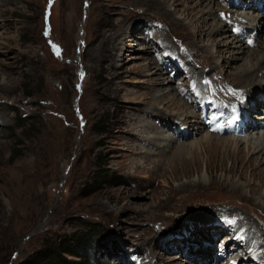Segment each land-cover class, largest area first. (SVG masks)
I'll list each match as a JSON object with an SVG mask.
<instances>
[{
    "label": "rangeland",
    "instance_id": "374dc122",
    "mask_svg": "<svg viewBox=\"0 0 264 264\" xmlns=\"http://www.w3.org/2000/svg\"><path fill=\"white\" fill-rule=\"evenodd\" d=\"M157 1L154 8L145 0H14L11 4L0 0V13L4 11L0 61L5 64L0 68V85L15 89L14 95H0V106L8 107L7 116L0 117L4 148L0 196L7 206L0 212V264H43L36 261L38 254L57 243L78 256L63 254V260L52 264H214L215 258L202 261L196 252L213 254L212 244L230 239L220 232L224 229L239 232L240 239L228 246L234 258L248 260L252 255L249 264H264V245L258 242L264 241V172L256 170L259 161L264 162V150L259 153L264 148V128L233 137L241 142L229 144L222 157H212L210 172L206 168L210 156L204 155L199 168L186 174L179 168L181 162L171 158L177 146L206 154L198 146L205 135L231 136L211 133L204 125L173 132L145 113L160 111L178 124L180 116H198V97L213 98L227 111L241 103L246 93L238 88V73L262 58L264 31L259 32L255 49L243 55L238 53L244 45L240 37L239 44H231L237 37L231 26L225 37L208 32L224 18L226 0H207L203 5L200 0ZM232 2L231 15L235 12L261 27L264 13L235 10L237 4ZM209 11L214 16L202 23ZM8 21L12 24L6 28ZM200 25L206 33L197 36ZM119 26L131 33L116 43L120 48L116 56L109 46L103 52L99 47L103 38L95 40ZM152 42L161 49L152 50ZM6 48L21 59L15 60ZM219 49H225L221 56L216 53ZM150 59L151 70L146 68ZM155 70L165 74L160 86L151 84L160 76L153 75ZM192 72L203 81L201 88ZM222 81L228 85L225 91L217 88ZM188 89L191 95L179 94ZM178 97L189 108L166 104L176 103ZM251 117L256 120L253 113ZM120 118L123 123L117 124ZM183 154L190 158L187 151ZM250 156L258 157L254 169L245 164ZM221 158L224 167L237 172L222 170ZM24 162L33 171L30 184L24 176H12L18 171L1 174L2 167L11 169ZM195 184L196 188H183ZM28 186L40 193L41 204L33 219L11 226L10 199L2 195L13 192L19 200ZM79 238L92 244L93 251L79 249ZM245 241L247 247H255L246 257Z\"/></svg>",
    "mask_w": 264,
    "mask_h": 264
},
{
    "label": "bare ground",
    "instance_id": "6f19581e",
    "mask_svg": "<svg viewBox=\"0 0 264 264\" xmlns=\"http://www.w3.org/2000/svg\"><path fill=\"white\" fill-rule=\"evenodd\" d=\"M9 1V3L11 4V3H14V0L12 1V0H8ZM201 1V4L203 5L204 3H205V1H207V0H200ZM211 1H213V0H208V2H211ZM5 2V1H4ZM145 2H146V4L147 5H150V7H158L159 6V3H158V1L157 0H145ZM198 2V1H197ZM8 3V4H9ZM2 4V3H1ZM201 4H199V5H201ZM239 4V5H238ZM237 5H235L234 7H236V9H240V8H242V6H243V4H245V2H240V3H238ZM3 5V4H2ZM1 5V6H2ZM246 5V7H248V4H245ZM198 7V6H197ZM233 7V6H232ZM231 7V8H232ZM244 7V6H243ZM250 8V7H249ZM187 9V8H186ZM219 11H223V9L222 10H219ZM2 13H0L1 15H3V10L1 11ZM200 12H204L202 9H201V11ZM233 12V11H232ZM194 13V12H193ZM191 14V13H190ZM201 14V13H200ZM188 15V14H187ZM212 16H214L213 15V11H209L208 13H206L205 14V17H203L202 18V20H203V22L202 23H204V22H206L210 17H212ZM222 19V18H221ZM221 19H220V23L219 24H217L218 26L217 27H210L209 29H208V32H209V35H212V36H215V37H225V36H227V33H228V29H227V25L225 24V23H223V22H221ZM257 21V20H256ZM249 23H248V27H246V26H244V28H247V30H249L250 31V29L252 30V31H254V30H257L258 31V34H259V32H261V31H264V22H260V25H261V27L260 28H258V26H254L253 25V23H252V20H250L249 19V21H248ZM255 22V21H254ZM4 23V22H3ZM9 26H6V28L7 27H10L11 26V22H9L8 21V23H7ZM5 25H6V23H5ZM205 26L204 25H200V26H198V28H197V26H196V28H197V36H201V34L202 33H206L205 32V28H204ZM229 27V26H228ZM2 28V27H1ZM259 29H261L260 31H259ZM251 31V32H252ZM131 33V31H129L128 30V28L127 27H124V28H122V27H118V28H113L112 29V31L109 33V34H106V33H103V34H100L98 37H97V39L95 40V42L99 39V38H103L101 41H99V44H100V49L103 51H106V49H107V46H109L108 47V50H109V52H111V53H114V55L116 56V52L118 51V49H120L119 47H116L117 45H116V43L117 42H119V41H123V40H126L127 39V37H128V35ZM264 33V32H263ZM232 36H233V34L231 35V34H229V38L231 37L232 38ZM199 38V37H198ZM211 38V37H210ZM234 38V37H233ZM257 38H258V36H257ZM167 39V38H166ZM166 39H163L162 41L163 42H165L166 44H167V46L165 45V47L167 48V47H170V45H169V43L167 42V40ZM235 40L234 41H236V43H234V41L233 42H231V44L234 46V44H239V42H240V40H239V36H237V37H235L234 38ZM157 41H159L158 39H156ZM154 41V40H153ZM113 42V43H112ZM115 43V44H114ZM121 43V42H120ZM231 44L230 45H226L228 48H230V46H231ZM242 44V43H241ZM152 45H153V47H152V50H154V51H158V50H160L161 48L160 47H158V45L155 43V42H152ZM257 46V45H256ZM255 46V47H256ZM255 47H253V48H251V49H255ZM11 49V48H10ZM100 49H99V51H100ZM148 50H149V48H147ZM226 49V48H225ZM225 49H219V50H217V54H219L220 56L221 55H223L224 53H225ZM243 49V50H242ZM6 50H8V52L9 53H12V54H14L15 55V57H14V59L15 60H17V58L19 59H21V56L20 55H18V54H15L12 50H9V48H6ZM148 50H144V52H147V53H149V51ZM152 50H150V52H152ZM239 52L238 53H240V54H245L246 53V50H249L250 51V48H246V46H244L243 44L239 47ZM103 51V52H104ZM241 51V52H240ZM101 52V51H100ZM119 53V52H118ZM248 53V52H247ZM99 54V53H98ZM157 54V53H156ZM17 55V56H16ZM22 55V54H21ZM206 55V56H205ZM204 55V57H203V61H204V63L208 60V54L206 53ZM258 55V54H257ZM261 55H263L262 56V58L261 59H259V58H257L258 60H257V62H256V65H252L253 67L252 68H250V69H245L244 71H242V72H240V73H238V75H239V77H240V82H241V85L238 87L239 89H243L244 91H245V93H247L246 94V98H249V106H252L251 107V113H254V112H256L257 113V111H259V112H261V113H264L263 111H264V108L262 107L263 106V104L264 103H262L263 101L262 100H264V50H263V52H261ZM96 56V55H95ZM112 56V55H111ZM97 57V56H96ZM238 57V56H237ZM256 57V56H255ZM254 57V58H255ZM250 58V57H249ZM158 59V58H157ZM166 59V58H165ZM206 59V60H205ZM239 59V57L238 58H234L233 59V61H237ZM253 59V58H252ZM188 60V59H187ZM203 61H201L200 63H201V65L202 66H204L203 65ZM153 60H151L150 59V61H149V63H148V65H147V67L146 68H148L149 70H151V69H153V67H152V65H153ZM172 62H170V64H171ZM13 63H10V66L12 65ZM174 64V63H173ZM3 65H5V64H3V62L2 61H0V68L3 66ZM218 67V66H217ZM160 70V69H159ZM158 70V71H159ZM176 70V69H175ZM156 71V70H155ZM162 71V70H161ZM182 71V70H181ZM152 72H154V71H152ZM257 73H261L262 74V77L261 78H258L257 76H256V74ZM215 74H216V76H215ZM220 74V73H219ZM154 76L155 75H160L159 76V78L157 79H153L152 80V82H151V84H153V85H155V86H160V85H162L163 84V82L165 81L164 79H163V76L165 75L164 74V72L162 71L160 74H158L157 73V71H156V73H154L153 74ZM214 78H216V77H218V75H217V72L215 71L214 72ZM191 77H195L196 79H195V82H196V85L199 87V88H201L202 87V85L204 84L203 83V81L200 79V78H198V76H196L195 74H194V72H192V76ZM168 80V79H167ZM167 83V82H166ZM226 82L225 81H222L221 82V84H220V88L221 89H226L227 88V86L228 85H226L225 84ZM168 85V84H167ZM188 86V85H187ZM234 87V86H233ZM184 89V88H183ZM206 89V88H205ZM211 89V88H210ZM230 89V88H229ZM15 89L14 88H11V87H5V86H1L0 85V95L2 94L4 97H9V96H11V95H14V91ZM189 90L190 89H188V91L186 90V91H182V92H179V94H182V95H191V94H189ZM17 91V90H16ZM210 91V90H209ZM203 93V92H202ZM235 93H237L238 94V96H242V94L240 93V91H238V92H235ZM244 93V94H245ZM149 95H150V93H149ZM229 95V94H228ZM194 96V95H193ZM180 97V96H179ZM176 98V99H178L177 101H176V103L175 102H172V101H170V100H168L167 102H166V104L167 105H169V106H173V107H178V108H181V107H184V108H187L188 106L185 104V103H183V102H181V99L180 98ZM211 97V96H210ZM0 98H1V96H0ZM184 98V97H183ZM190 99H191V101H193L194 100V97H190ZM163 100V99H162ZM183 100V99H182ZM210 100V99H209ZM212 100H213V98H212ZM3 107V108H2ZM261 107H262V109H261ZM189 108V107H188ZM7 109H8V107L6 106V105H2V106H0V117L2 118V117H4V115L5 116H7L6 114H5V112L7 111ZM244 112L246 113H248V111H250L249 110V108H248V106H246V104H245V107H244ZM146 113V116H147V118H151V119H153V120H155V119H160L162 122H164V123H166L165 125H167L169 128H170V130L171 129H173V132H176V130H178V128L179 127H186L188 130L190 129V128H192L193 130H198V129H200V127L203 125L202 123H201V119H200V114H201V112H199V114H198V116L197 115H194V114H186V115H184L183 117H181L180 116V118H181V123H174V122H172V120H171V118L168 116V115H165V113H163V112H160V111H156V112H152V111H147V112H145ZM248 116H249V114H247ZM254 118L256 119V120H262V121H260L261 123H264V117H263V115H254ZM3 120V119H2ZM144 121V120H143ZM6 123V122H5ZM117 124L119 123V124H122L123 123V119H118L117 120V122H116ZM115 123V124H116ZM152 125L151 124H149L148 123V125H147V127L150 129V130H155V128H153V126L151 127ZM257 126V127H256ZM256 129L257 130H260V128H258L259 127V124L258 123H256ZM204 127V126H203ZM128 133L127 134H130V135H132V133H131V131L129 132V131H127ZM244 135H246V134H244ZM224 136V135H223ZM177 137H179V135L177 136ZM136 139H138L137 137H136ZM167 140V139H166ZM145 141V140H144ZM170 141V140H169ZM202 141V140H201ZM204 141V142H203ZM203 143L201 144V143H199L198 144V146L200 147L199 149H203V147H204V149H205V152H206V154L203 152V150H202V152H203V154H197L193 149H192V147L191 148H186L185 146H183V145H179V146H177L176 147V150H175V152L173 153V157H171L172 159H176V160H178L179 162L178 163H180L181 164V167H179L180 168V170H182L183 171V173L185 172L186 174H190V173H192V172H194V171H196V169L197 168H199L198 166H199V164L201 163V158L205 155V156H207V158H208V156H210V158H208L207 159V163H206V168H207V171L208 172H210V169H211V164H212V161H211V158L213 157H215V156H217V155H221V157L225 154V152L227 151V146H229V144L230 145H232L233 143H235V142H241V141H238V140H236V139H234L233 137H219V135L217 136H215V135H213V134H207V135H205V137L203 138ZM152 142H150V144H151ZM174 143V142H173ZM154 144V143H153ZM171 144V143H170ZM154 145H156V144H154ZM49 146V145H48ZM235 146V145H234ZM153 147V146H152ZM164 147H166V146H164ZM236 148V147H235ZM43 149V148H42ZM165 149V148H164ZM259 149V148H258ZM3 150H4V148L1 146V143H0V155L3 153ZM187 151V154H189L190 155V158H188V157H186L183 153H186V151ZM236 150V149H235ZM263 150H264V148H262L260 151H259V153H261V152H263ZM241 151V150H240ZM237 152H239V151H237ZM44 154V153H43ZM241 154V153H240ZM178 156V157H177ZM240 156V155H239ZM176 157V158H175ZM220 157V156H219ZM242 157V156H241ZM1 158V157H0ZM178 158V159H177ZM257 159H258V157H255V156H250V157H248V158H246V161H245V164L247 165L246 167H248V168H253V167H255L254 165H255V162L257 161ZM4 160V159H3ZM220 160V159H219ZM217 161V160H216ZM221 165H220V168L222 169V170H224V171H227V172H232V173H234V172H237V170L235 169V168H230V169H228V168H226V167H224L223 166V163L225 162L222 158H221ZM224 161V162H223ZM242 163V162H241ZM257 163V162H256ZM7 165V164H6ZM29 163L28 162H24V163H21V164H19V165H13L12 166V168L10 169V168H1L3 171L1 172V174L2 175H5L7 172H8V174L9 175H11V172H19V174H17V175H15V174H12V176L15 178V176L16 177H20V176H24L25 177V180L30 184V182H29V178H28V176H29V174H30V172H32L33 173V171H31V169L29 168ZM0 166H4L3 165V163L1 162V160H0ZM219 166V165H218ZM9 167V166H8ZM214 167V166H213ZM238 168V167H237ZM10 169V170H9ZM245 169V168H244ZM254 169V168H253ZM12 170V171H11ZM35 170V169H34ZM256 170H259L260 172H264V162L261 160V161H259V165L257 166L256 165ZM31 175V174H30ZM32 176V175H31ZM35 177V176H34ZM264 177V176H263ZM3 179V178H2ZM36 179V178H35ZM39 179V178H38ZM4 180V179H3ZM31 181V180H30ZM35 182V181H34ZM3 183V182H2ZM36 185V184H35ZM197 186H196V184L193 186V185H186V186H184L183 188H185V189H188V188H196ZM28 190L25 192V194H24V196L22 197V198H20L19 200H18V197L16 196V194L15 193H13V192H11V193H8V194H5L4 193V195H2V196H6V195H8V198L10 199V208H11V210H10V212H9V221H10V224H11V226L12 225H14V224H22V223H24V221L26 220V219H33L34 218V216H35V212H36V210L38 209V206L41 204V200H40V198H41V195H40V193L39 192H37V191H34V190H32L31 188H30V186H28ZM13 189V188H12ZM16 190V189H15ZM36 190H37V188H36ZM255 190V189H254ZM200 194V193H199ZM7 206H6V204L4 203V201H3V198L0 196V212H1V210L2 209H4V208H6ZM175 212L177 211V209L176 210H174ZM1 215V214H0ZM2 218V217H1ZM166 219V218H165ZM166 221V220H165ZM169 221H170V219H169ZM29 222V221H28ZM1 225V224H0ZM15 227H16V225H14ZM22 226V225H21ZM27 226V225H26ZM252 228V226H250V231H248V233H252L251 232V229ZM10 231V230H9ZM247 233V232H246ZM238 234H239V232L238 233H235V235H237L238 236ZM254 234V233H253ZM250 235V234H249ZM257 235V234H256ZM252 236V235H251ZM246 237V236H245ZM260 240V239H259ZM258 240V242H261L263 245H264V241H259ZM264 240V239H263ZM258 244V243H257ZM254 246H249L247 249H246V252H249V253H251L253 250H254ZM203 251V252H202ZM205 252H207V250H200V252L198 251V252H196L197 254H200L201 256H203V258L201 259L202 261H208V258H210V257H212V253L209 255H207V253H205ZM208 252H210V251H208ZM119 255H117L116 257H118ZM201 256H198V257H201ZM251 257H252V255H251ZM259 258V257H258ZM263 258V257H262ZM156 260V259H155ZM220 261H221V259H220ZM126 263H129V261L128 262H125V264ZM118 264V263H117ZM218 264H220V263H218ZM228 264V263H227Z\"/></svg>",
    "mask_w": 264,
    "mask_h": 264
},
{
    "label": "trees",
    "instance_id": "16d2710c",
    "mask_svg": "<svg viewBox=\"0 0 264 264\" xmlns=\"http://www.w3.org/2000/svg\"><path fill=\"white\" fill-rule=\"evenodd\" d=\"M77 242L79 244L78 245L79 249L88 250V252L93 251V245L90 244L88 241L79 238L77 240ZM74 243H75L74 246H76V242L75 241L72 242V245ZM48 250H50V251L46 250V251H43L42 253H39L37 258H36V261H38L39 263L43 262V264H52L54 261L58 262L60 260V258H61L60 256H62L63 254H69V255L78 256L77 251H67V250L65 251V250H62L60 243L54 244L53 247H51Z\"/></svg>",
    "mask_w": 264,
    "mask_h": 264
}]
</instances>
